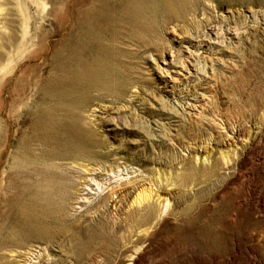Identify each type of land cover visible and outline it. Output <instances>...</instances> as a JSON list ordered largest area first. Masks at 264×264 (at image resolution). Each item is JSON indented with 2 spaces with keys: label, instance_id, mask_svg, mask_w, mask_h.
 Returning a JSON list of instances; mask_svg holds the SVG:
<instances>
[{
  "label": "rangeland",
  "instance_id": "1",
  "mask_svg": "<svg viewBox=\"0 0 264 264\" xmlns=\"http://www.w3.org/2000/svg\"><path fill=\"white\" fill-rule=\"evenodd\" d=\"M0 264H264V0H0Z\"/></svg>",
  "mask_w": 264,
  "mask_h": 264
},
{
  "label": "bare ground",
  "instance_id": "2",
  "mask_svg": "<svg viewBox=\"0 0 264 264\" xmlns=\"http://www.w3.org/2000/svg\"><path fill=\"white\" fill-rule=\"evenodd\" d=\"M95 180V179H94ZM148 199V198H147Z\"/></svg>",
  "mask_w": 264,
  "mask_h": 264
}]
</instances>
